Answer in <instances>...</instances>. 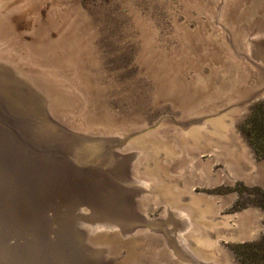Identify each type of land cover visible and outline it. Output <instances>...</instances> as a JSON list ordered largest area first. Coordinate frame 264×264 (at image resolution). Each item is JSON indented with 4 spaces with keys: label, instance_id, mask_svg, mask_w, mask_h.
Returning a JSON list of instances; mask_svg holds the SVG:
<instances>
[{
    "label": "rangeland",
    "instance_id": "obj_1",
    "mask_svg": "<svg viewBox=\"0 0 264 264\" xmlns=\"http://www.w3.org/2000/svg\"><path fill=\"white\" fill-rule=\"evenodd\" d=\"M257 34L264 0H0V71L41 94L63 127L111 141L108 155L149 183V192L122 185L136 189L153 225L82 240L89 257L189 264L176 243L180 209L206 241L202 251L195 233L185 236L202 264H264V97L245 103L264 91V54L241 46ZM12 81L0 82V128L23 131L2 113L37 121L38 105ZM4 157L0 150V264H80L86 254L66 235L79 232L78 211L17 182Z\"/></svg>",
    "mask_w": 264,
    "mask_h": 264
},
{
    "label": "bare ground",
    "instance_id": "obj_2",
    "mask_svg": "<svg viewBox=\"0 0 264 264\" xmlns=\"http://www.w3.org/2000/svg\"><path fill=\"white\" fill-rule=\"evenodd\" d=\"M218 14L219 13L217 12V15ZM245 38L246 36L241 40V46L244 48L245 52L251 51V49H256L257 51L258 49L264 54V34L254 35L251 38L253 42L255 41L253 44L247 43ZM1 67L4 68L0 65V68ZM0 74L3 76L0 79L2 84L4 82L9 83L8 81L13 80L15 85L19 86L16 87V90L20 93V97L24 98L25 101L30 99L33 104L35 103L36 106L38 105V114L36 118L39 119L37 121L33 119H12L7 117L8 115L2 113L7 119L8 124L11 126L13 125V127L19 125L23 131L14 130L15 132H12L10 127L7 130H4L6 127H4L3 130L0 128L1 154L3 152L8 163L15 167V170L17 171L16 173L19 174V179H21L17 180V182H24L25 185L28 184L26 185L27 187H32V185H34V187L37 186L38 189L40 188V190L47 194L50 193L57 197V199L60 198L62 201L70 200V206H73L74 211H78L75 220L79 232L72 231L66 233V235H68L73 241L76 251L82 255L86 254V259L82 260L80 264H105L101 261L102 259H100L102 256L99 257L100 252L96 253V255H98L97 258L89 257L90 253L93 254V251L87 245H84L85 242L83 244V241L88 242L91 236L96 235L97 233L103 234L105 231L115 230L116 228H120L121 232L125 234L136 230L138 227L144 229L146 227L150 228L153 223L141 213L139 214L137 208L139 201L134 200L135 196L138 197V192L136 189L135 191L133 190L138 187L141 191L149 192V183L143 182L144 179L143 181L139 180V178L138 180H134L133 171L130 172L128 170L127 164L124 163V161L122 162L121 157H114V159L112 158V155H108V149L113 146L111 145V141L104 138L99 139L87 135L85 136V134L82 135L81 133H79V135L78 132L76 134L75 131L72 132V130L63 127L61 124L57 123L53 117L49 116L46 107L47 105L44 101L45 99L40 96L41 94L35 93L30 88L24 86V83L22 84L21 81L18 82V80L14 78L15 75L11 76L10 73L1 71ZM35 82H38V80ZM12 87L13 86L10 84L9 89ZM21 132L25 133L24 139L27 141L26 143L19 139ZM16 133L18 135H16ZM22 136H24V134H22ZM117 143L118 142L116 141V144ZM42 147L45 149L51 148L52 151L49 152ZM55 150H57L59 154L55 152ZM140 155L141 153L136 152L133 159H139ZM98 157H105L108 159V162L111 161L109 164H105L107 165L106 167L103 166L102 168L100 167V169L94 165L97 159L93 162V158ZM80 162L88 164H81ZM102 163L103 162L100 164ZM131 168H133V166H131ZM127 173L129 176H132V178L128 177L127 179ZM122 184H125L124 186L126 187L133 186V189L124 188ZM46 199L45 202H48ZM35 208L36 207L33 206L30 209L32 210ZM86 210H90L91 213L87 215V213H89L87 212L85 214ZM62 211H65V209ZM173 213L181 220L178 224L179 230H175V232H177L176 243L179 245L181 253L190 259V263L188 262L189 264H202L203 259L198 252L190 250L185 243L186 234L193 232L195 233L194 235H196L197 247L202 251L206 250V241L203 240V235L199 226L197 223L191 222V215L188 212L178 209ZM257 227H259V225L255 223L253 228ZM249 235H251V233Z\"/></svg>",
    "mask_w": 264,
    "mask_h": 264
},
{
    "label": "water",
    "instance_id": "obj_3",
    "mask_svg": "<svg viewBox=\"0 0 264 264\" xmlns=\"http://www.w3.org/2000/svg\"><path fill=\"white\" fill-rule=\"evenodd\" d=\"M263 97H264V91H260V92L254 93L253 95L248 97L246 99L245 103L249 104V103L257 101L258 99L263 98ZM258 225H260V224H258Z\"/></svg>",
    "mask_w": 264,
    "mask_h": 264
}]
</instances>
